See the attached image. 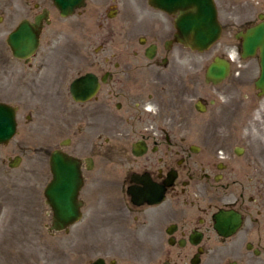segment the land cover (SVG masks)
Returning a JSON list of instances; mask_svg holds the SVG:
<instances>
[{
	"label": "flooded vegetation",
	"instance_id": "obj_1",
	"mask_svg": "<svg viewBox=\"0 0 264 264\" xmlns=\"http://www.w3.org/2000/svg\"><path fill=\"white\" fill-rule=\"evenodd\" d=\"M115 1H104L99 24L109 36L93 52L85 38L60 37V19L69 16L52 0H10L7 12L1 6L6 37L22 22L38 34L30 57L16 58L5 42L7 87L35 96L34 102L9 103L17 113L25 105L36 108L41 140L36 167L24 166L25 175L9 181L33 189L35 220L56 218L44 196L48 184L70 187L79 218L61 231L70 234L66 254L56 245L58 256L67 258L63 264H264L262 150L251 153L244 126L224 116L237 110L233 104L213 110L210 133L187 114L205 111L204 99L186 113L181 61L192 50L176 41L174 15L143 2L127 8ZM80 77L86 94L93 91L84 99L72 89ZM247 108L239 110L242 118ZM193 128L200 132L190 134ZM23 146L7 156L6 171L20 169ZM224 210L232 222L239 219L227 236L214 225Z\"/></svg>",
	"mask_w": 264,
	"mask_h": 264
},
{
	"label": "rangeland",
	"instance_id": "obj_2",
	"mask_svg": "<svg viewBox=\"0 0 264 264\" xmlns=\"http://www.w3.org/2000/svg\"><path fill=\"white\" fill-rule=\"evenodd\" d=\"M9 1L0 0V10L3 5L2 11L7 12ZM104 1L106 2V0H95V5L93 0H89L83 12H76L68 18L60 19L63 22L59 24L63 30L60 37L65 35L77 41L85 38L87 43H92L90 50L93 52L92 48L104 42L103 39L109 36L108 30L99 24L101 20L99 16L106 5ZM142 2L147 4L146 0L115 1L120 6L125 5L127 8L132 4ZM215 2L218 18L224 27L221 37L207 51L199 53L198 56L192 51H187L181 61V66L185 72L183 82L187 89L186 113L190 111V106L194 105L198 97L204 99L207 102L205 111L187 114L188 116L191 114V117L200 120L203 133H210L213 110L220 107L226 110V104H233L237 110H228L224 116H234L236 121L244 126L248 138L245 145L249 147L251 153H254V150H262L264 161V95H258L254 87V80L259 74L258 59H241L240 57L237 59L236 57L231 67V74L226 80L218 85L207 84L204 81L205 68L214 56L235 55V32L245 23L256 19L259 12L264 13V0H215ZM5 38L6 27L2 19L0 20V100L10 102L25 100V103L32 100L34 102L35 96L27 91H21V93H19L20 91H10L6 85L5 63L10 59V55ZM109 38L115 39L116 35L112 33ZM111 44L109 40L105 43L106 46ZM58 52L60 53L61 50ZM17 97L20 99H16ZM211 99L215 100L214 103H211ZM242 107H248L247 109L250 111L247 113L244 110V120L239 112ZM35 111V107H28V105L21 107L16 118V134L8 144L0 145V154L4 158V162H1L0 159V264H63L67 261L66 256H58L57 249L61 248L63 255L66 254L68 244H70L68 242L70 234L64 232L51 233L47 228L50 220L33 219V216L30 215L34 212L32 203L36 201L33 189L25 187L23 183L9 181L10 175H25V172L22 173L24 166H26L25 171H28L37 165L35 150L41 140L38 138L40 137L38 134L39 124H37L38 117ZM50 116L52 118L49 120L53 121L56 113L53 111ZM192 126L196 125L193 124ZM194 132H200V130L196 128L189 130L190 134ZM19 143L24 144L22 147L24 160L20 169L6 171L7 156L18 153V148L15 152L12 149ZM44 167H46L45 164ZM43 208L45 212V205ZM19 212L24 213L25 217L21 215L19 217L17 214ZM19 218H21L20 221H18ZM14 222L16 225L13 224ZM13 227L17 228L15 235H12L10 231Z\"/></svg>",
	"mask_w": 264,
	"mask_h": 264
},
{
	"label": "water",
	"instance_id": "obj_3",
	"mask_svg": "<svg viewBox=\"0 0 264 264\" xmlns=\"http://www.w3.org/2000/svg\"><path fill=\"white\" fill-rule=\"evenodd\" d=\"M83 0H54L55 4L68 13L75 6L81 5ZM149 3L168 13H177L175 18L176 38L192 49L205 50L213 44L221 34V25L217 19V11L213 0H149ZM243 36V56L252 55L256 49L260 53V75L256 86L264 92V23H259L246 30ZM9 42L14 54L20 55L33 51L36 44L35 34L24 24L10 35ZM229 69L226 60L216 58L206 71V79L213 83L222 80ZM14 112L5 105L0 104V142H5L14 132ZM62 182V181H60ZM65 185V186H64ZM50 185L47 195L53 200L59 213V222L66 224L76 212L71 210L70 187L68 184ZM75 213V214H74ZM220 218V217H219ZM221 219H218L222 228Z\"/></svg>",
	"mask_w": 264,
	"mask_h": 264
}]
</instances>
